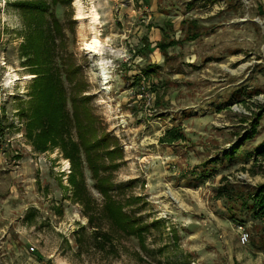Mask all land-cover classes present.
Returning a JSON list of instances; mask_svg holds the SVG:
<instances>
[{"label": "rangeland", "instance_id": "374dc122", "mask_svg": "<svg viewBox=\"0 0 264 264\" xmlns=\"http://www.w3.org/2000/svg\"><path fill=\"white\" fill-rule=\"evenodd\" d=\"M236 1L0 0V264H264V227L239 199L216 194L264 184L253 154L264 141V0ZM181 18L213 34L170 49L165 65L159 29ZM94 37L98 51L86 46ZM212 50L239 53L218 60ZM148 66L156 71L144 79ZM51 97L68 118L44 140L48 108L34 118ZM87 115L101 150L116 148L92 156L93 172L84 153L78 166L65 150ZM173 127L185 139L161 143ZM111 200L127 229L112 220Z\"/></svg>", "mask_w": 264, "mask_h": 264}, {"label": "trees", "instance_id": "16d2710c", "mask_svg": "<svg viewBox=\"0 0 264 264\" xmlns=\"http://www.w3.org/2000/svg\"><path fill=\"white\" fill-rule=\"evenodd\" d=\"M19 7L38 14L40 13L43 14L46 12L45 7L43 6L42 3L39 4V3L26 2L20 4ZM197 36L198 34L194 35V37ZM167 38H169L168 34L164 35V42L160 43L158 46L160 49H162L163 52H166V49L175 43L174 41H170V40L168 41ZM145 47H147V43L145 44ZM155 71H156V66H148L146 69L142 70V77L144 79L147 78L149 79L150 76L155 73ZM61 105L62 104L57 103L55 98L51 97L47 100V104L44 105L43 103V106L40 108L37 106V110H36L37 114L34 119L36 120V118H38L37 121H39L40 123H41L40 120L41 116L39 117V112L41 110H47L48 108L49 116L46 120L45 119L43 120V128L46 130L42 135L44 140L54 139L57 135V132L56 133L54 132L55 129L57 128L58 131L61 128L59 126L58 129V126H55L53 121L57 120V123H60L59 120L61 121L62 120L61 118H63L64 120L66 117L68 118L67 112H65L64 110H58L59 106ZM51 107L54 109L50 110ZM56 107L57 109H55ZM76 115L75 118L77 117L79 119V116ZM86 118L88 122L84 123L86 126L83 125V127L80 124L81 122L80 120L76 121L77 126H75L74 129L78 130V136L76 137L77 142H71L72 143L71 146L65 148V150H67V158L71 159L72 164L78 163V166H82L80 157L82 156V153H84L86 161H84L83 163H86L89 171L93 172L94 170L97 171V168L94 165L95 161L91 160L92 156L100 155L101 157L104 151V153H108V155L111 157L114 151L116 150V148L114 146V149H110L108 147L101 150L102 144L106 143V140L104 138L103 141H101L102 138L98 137L99 134L95 132L94 128L92 127L91 124L93 122L92 121L93 117L87 115ZM1 125L2 124L0 122V132H1ZM67 127H68L67 124H65L64 129H66ZM58 133H62V132L59 131ZM184 139H185V134L183 130L180 127H173L172 129H169L165 132L164 136L160 139V142L171 145L176 142L183 141ZM253 154L256 156L257 160L261 159L264 165V141L258 144ZM106 159L108 158L106 157ZM101 161H103L102 157H101ZM97 177L98 176L95 174L94 178L96 180ZM108 187L109 184L107 185L106 181L101 182L100 192L102 195H104V197H106V199H110V196H108L109 191L106 190L108 189ZM216 194L219 198H223V199L225 198L239 199L241 203L240 205L243 207V210L244 209L251 210L253 219L258 221L264 227V184H259L253 187L252 186L242 187L241 189L239 188L238 190H236L234 187H231V184L226 183L218 188ZM113 201L115 200L106 202L105 205L108 207V210L110 211V216L112 220H114L115 222L116 221L119 222L122 225V228L125 225L126 226V228H124L125 230L127 229L128 223L130 222V220H127L128 215L123 212L124 208L122 207L123 205L122 202L115 203Z\"/></svg>", "mask_w": 264, "mask_h": 264}, {"label": "crops", "instance_id": "0c3cea01", "mask_svg": "<svg viewBox=\"0 0 264 264\" xmlns=\"http://www.w3.org/2000/svg\"><path fill=\"white\" fill-rule=\"evenodd\" d=\"M225 1H226V4L228 7H232L234 9H236L238 7L236 5L237 4L236 0H225ZM257 3H258L257 15L259 17L264 18V2L258 1ZM175 23L176 22H174V20H170V19L163 21V25L159 29V31L161 33V38L154 45L155 49H157L162 54L163 64H165V65H169L167 63H169L170 60L176 59V56H170L172 54L169 55L170 49L184 45L186 43H194L197 40H200L201 38H203V36L211 35V33L213 32V30H209V27L212 24H204V23H202V20H199L197 18H183V19L181 18L180 20H178V27L176 29L174 28ZM176 31H180L183 34V37L181 39L174 36ZM166 34H168V36H169V38H167L168 41L169 40L174 41L175 43L172 46L168 47L166 49V52H163L162 49H160L158 46L160 43L164 42V35H166ZM195 34H198V36L194 37ZM148 41H149L148 38L147 39L144 38L143 48L141 49L140 53L149 52V49H148L149 42ZM146 43H147V47H145ZM207 43H209V42H207ZM221 52H222V50H220V52L218 50H216V51L212 50V51H209L208 53H210V57L213 56L214 54H216V57H219V53H221ZM238 53L239 52H236V53L233 52V53H230L226 56L223 54L222 56H220L217 59L220 60V59L228 58V57H235L234 59H236V54H238ZM220 68L222 69L221 64H220ZM262 249H264V248H262Z\"/></svg>", "mask_w": 264, "mask_h": 264}, {"label": "bare ground", "instance_id": "6f19581e", "mask_svg": "<svg viewBox=\"0 0 264 264\" xmlns=\"http://www.w3.org/2000/svg\"><path fill=\"white\" fill-rule=\"evenodd\" d=\"M96 21H97V13L92 12L91 23L95 24ZM99 44H100L99 43V39L94 37L93 40L90 43H87L86 46H87V48L92 49L93 51H98ZM102 78L104 80V83L107 84L108 83V81H107V79H108L107 73H103Z\"/></svg>", "mask_w": 264, "mask_h": 264}, {"label": "built area", "instance_id": "2783aa9c", "mask_svg": "<svg viewBox=\"0 0 264 264\" xmlns=\"http://www.w3.org/2000/svg\"><path fill=\"white\" fill-rule=\"evenodd\" d=\"M238 232L240 234V242L242 244H247L250 239L249 232H247L246 228L243 225L238 226Z\"/></svg>", "mask_w": 264, "mask_h": 264}]
</instances>
